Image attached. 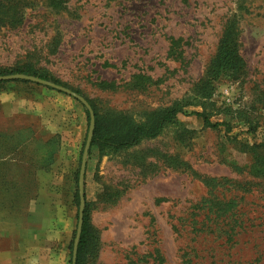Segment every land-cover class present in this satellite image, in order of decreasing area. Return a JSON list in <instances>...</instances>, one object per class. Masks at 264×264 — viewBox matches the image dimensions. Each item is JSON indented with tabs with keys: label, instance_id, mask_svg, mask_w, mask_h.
Masks as SVG:
<instances>
[{
	"label": "rangeland",
	"instance_id": "rangeland-1",
	"mask_svg": "<svg viewBox=\"0 0 264 264\" xmlns=\"http://www.w3.org/2000/svg\"><path fill=\"white\" fill-rule=\"evenodd\" d=\"M227 31L243 74L218 78L210 100H195ZM29 67L80 92L107 125L187 105L154 138L90 148L85 264H264V177L253 172L264 161V0H0V72ZM50 94L58 114L65 105L72 119L78 109L87 118L75 98ZM204 112L224 125L194 114ZM89 125L51 190L70 247Z\"/></svg>",
	"mask_w": 264,
	"mask_h": 264
},
{
	"label": "crops",
	"instance_id": "crops-1",
	"mask_svg": "<svg viewBox=\"0 0 264 264\" xmlns=\"http://www.w3.org/2000/svg\"><path fill=\"white\" fill-rule=\"evenodd\" d=\"M21 88L0 91V264H69V227L51 204V190L58 171L65 174L74 165L87 118L78 109V121L72 119L65 105L64 115L58 114L48 88ZM34 118L38 125H26ZM56 135L59 149L53 145V156L42 163L35 155L44 149L34 143Z\"/></svg>",
	"mask_w": 264,
	"mask_h": 264
},
{
	"label": "trees",
	"instance_id": "trees-1",
	"mask_svg": "<svg viewBox=\"0 0 264 264\" xmlns=\"http://www.w3.org/2000/svg\"><path fill=\"white\" fill-rule=\"evenodd\" d=\"M227 32L228 33L224 36V39L220 44L218 55L216 57V61L212 69V73H210L209 77L203 82L201 88L199 89V92L195 96V100H210L215 90V82L216 80H218V78L226 76L231 78L233 81H237L243 74L241 72L245 65L244 61L238 54L237 47L234 43V40L231 38L229 31ZM17 73L42 78L44 80H48L58 85H62L64 87L71 89L70 87L60 83L55 78L47 77L42 73H38L34 71L32 67H29L24 71H9L5 69L4 71L0 72V76L17 74ZM13 85L21 86L22 88L20 90L24 93H30L32 88L38 89L40 87L54 90L52 88L45 87L33 82L17 80V81L0 82V91L8 87H12ZM24 87H28V88L25 90ZM73 91L78 95H81L80 92L76 90ZM85 99L92 106L96 120L91 147L93 145H98V147L101 150H104L108 147L113 148L115 150H120L123 148L136 145L144 138L151 139L158 136L167 125L175 122L177 115L184 110L185 106H187L186 104L183 105V103L177 102L171 107H168L167 109L160 111L157 114L151 115L145 123L139 125H137L134 122V120L130 117H126L121 120L118 118H113V120L110 122V125H107V123L99 116V113L95 110L94 105L86 97ZM80 104L83 106L87 114L88 121H90L89 111L82 103ZM194 114L200 117L207 126H210L212 128H219L220 126L224 125L219 123H212L210 121L209 116L205 112L194 113ZM58 141L59 139L58 136L56 135V136H52L49 141H46L45 143L43 142L44 151L42 153V156L52 157L53 145L56 147V151L59 149ZM49 145L51 147V152H49V149H47ZM263 165H264V161L262 165H259V158H258L256 164L253 167V172L256 174V176L264 177ZM78 177H79L78 172L73 175V180L75 182L74 200L75 202H77V204L80 203L79 190H78V185H79ZM84 213H85L84 221L82 226L81 238L78 246L76 264H85V258L89 244L87 210ZM72 245L70 247L71 264H72V254H73Z\"/></svg>",
	"mask_w": 264,
	"mask_h": 264
},
{
	"label": "water",
	"instance_id": "water-1",
	"mask_svg": "<svg viewBox=\"0 0 264 264\" xmlns=\"http://www.w3.org/2000/svg\"><path fill=\"white\" fill-rule=\"evenodd\" d=\"M28 81V82H33L45 87L52 88L56 91H59L61 93H64L66 95H69L70 97L75 98L77 101L82 103L87 110L90 113V125H89V131L82 155V162H81V168H80V174H79V196H80V209H79V222H78V228H77V233H76V238L74 241V247H73V255H72V264H76V259H77V253H78V246L81 238V233H82V226H83V218H84V209H85V174H86V167H87V159L89 155V151L92 145V140L94 136V130H95V125H96V120H95V113L93 111L92 106L89 104V102L82 97L81 95H78L74 91L58 85L56 83H53L48 80H44L42 78H38L35 76L31 75H26V74H10V75H3L0 76V82L3 81Z\"/></svg>",
	"mask_w": 264,
	"mask_h": 264
}]
</instances>
